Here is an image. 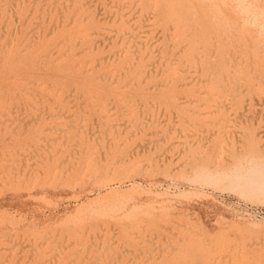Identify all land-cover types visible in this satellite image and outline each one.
<instances>
[{"label":"rangeland","instance_id":"obj_1","mask_svg":"<svg viewBox=\"0 0 264 264\" xmlns=\"http://www.w3.org/2000/svg\"><path fill=\"white\" fill-rule=\"evenodd\" d=\"M180 1L0 0V264H264V0Z\"/></svg>","mask_w":264,"mask_h":264},{"label":"bare ground","instance_id":"obj_2","mask_svg":"<svg viewBox=\"0 0 264 264\" xmlns=\"http://www.w3.org/2000/svg\"><path fill=\"white\" fill-rule=\"evenodd\" d=\"M139 1H140V0H139ZM155 1H157V0H154V3H155ZM179 1H180V0H179ZM203 1H204V0H203ZM218 1H219V0H218ZM228 1H229V0H228ZM262 1H263V0H262ZM114 2H115V1H114ZM123 2H124V1H123ZM144 2H145V1H144ZM180 2H182V1H180ZM191 2H193V0H192ZM222 2H224V1H222ZM226 2H227V1H226ZM237 2H238V1H237ZM244 2H245V1H244ZM251 2H253V1H251ZM255 2H256V1H255ZM259 2H260V1H259ZM259 2H257V3H259ZM263 2H264V1H263ZM159 3H160V2H159ZM171 3H173V2H171ZM184 3H185V2H183L182 6L184 5ZM186 3H187V2H186ZM186 3H185V4H186ZM245 3H246V2H245ZM86 4H87V3H86ZM191 4H192V3H191ZM210 4H211V2H210ZM212 4H213V3H212ZM239 4H241V3L239 2L238 5H239ZM254 4H255V3H253V5H254ZM259 4H260V3H259ZM263 4H264V3H263ZM80 5H81V4H80ZM80 5H79V6H80ZM152 5H153V4H152ZM158 5H159V4H158ZM172 5H173V4H172ZM238 5H237V6H238ZM115 6H116V5H115ZM153 6H155V5H153ZM161 6H162V5H161ZM169 6H170V5H169ZM178 6H180L179 3H178ZM185 6H186V5H184L183 7H185ZM191 6H193V5H191ZM221 6H222V5H221ZM242 6H244V5H242ZM246 6H248V5H246ZM255 6H256V5H255ZM255 6H254V7H255ZM259 6H261V5H259ZM263 6H264V5H263ZM263 6H262V7H263ZM76 7H77V5L75 6V10H76ZM83 7H84V6H83ZM150 7H151V6H148V8H150ZM254 7H253V8H254ZM257 7H258V5H257ZM257 7H256V9H257ZM80 8L82 9L81 6H80ZM157 8H158V7H157ZM161 8H162V7H161ZM161 8H160V9H161ZM166 8H167V5H166ZM166 8H164V11L166 10ZM186 8H187V7H185V9H186ZM213 8H214V7H213ZM218 8H220V7H218ZM258 8H259V7H258ZM263 8H264V7H263ZM77 9H78V7H77ZM162 9H163V8H162ZM162 9H161V10H162ZM234 9H236V8H234ZM239 9H240V8H239ZM242 9H243V8H242ZM242 9H241V12H242ZM250 9H252V8H250ZM260 9H261V7L259 8V10H260ZM151 10H152V8H151ZM171 10H172V8H171ZM171 10H170V12H172ZM173 10H174V8H173ZM217 10H218V9H217ZM254 10H255V8L253 9V11H254ZM257 10H258V9H257ZM259 10H258V11H259ZM78 11H79V10H78ZM120 11H121V10H120ZM158 11H160V10H158ZM180 11H181V9L179 10V12H180ZM186 11H189V10L187 9ZM194 11H195V13H196V11H197V10L195 9V6H194ZM218 11H219V10H218ZM221 11H222V10H221ZM247 11H248V10H247ZM250 11H251V10H250ZM250 11H249V12H250ZM253 11H252V12H253ZM255 11H256V10H255ZM255 11H254V12H255ZM258 11H257V12H258ZM262 11H263V10H262ZM160 12H161V11H160ZM216 12H217V11H216ZM252 12H250V13L252 14ZM78 13H79V12H78ZM78 13H77V14H78ZM158 13H159V12H158ZM165 13H166V12H165ZM175 13H176V12H175ZM185 13H186V12H185ZM217 13H218V12H217ZM221 13H222V12H221ZM238 13H239V12H238ZM250 13H249V14H250ZM258 13H259V12H258ZM260 13H261V12H260ZM260 13H259V14H260ZM159 14H160V13H159ZM162 14H163V13H162ZM222 14H223V13H222ZM245 14H246V12H245ZM253 14H254V13H253ZM259 14H256V15H259ZM263 14H264V12H263ZM120 15H121V14H120ZM163 15H164V14H163ZM192 15H193V14H192ZM194 15H196V14H194ZM198 15H199V14H198ZM231 15H232V14H231ZM243 15H244V14H243ZM247 15H248V14H247ZM247 15H246V16H247ZM254 15H255V14H254ZM256 15H255V17H256ZM261 15H262V13H261ZM82 16H83V15H82ZM112 16H113V15H112ZM159 16H160V15H159ZM216 16H217V15H216ZM250 16H251V17H254L253 15H249L248 18H249ZM175 17H176V16H175ZM217 17H219V16H217ZM217 17H216V18H217ZM220 17H221V16H220ZM260 17H261V16H260ZM72 18H73V17H72ZM158 18H159V17H158ZM205 18H206V17H205ZM224 18H225V17H224ZM257 18H259V17H257ZM165 19H167V18H165ZM225 19H226V18H225ZM244 19H245V18H244ZM246 19H247V18H246ZM253 19H255V18H253ZM262 19H263V18H261V20H262ZM139 20H140V19H139ZM161 20H162V19H161ZM191 20L193 21V19H191ZM218 20H219V19H218ZM241 20H242V19H241ZM249 20H250V19H249ZM249 20H248V21H249ZM251 20H252V19H251ZM156 21H157V19H156ZM164 21H165V20H164ZM166 21H167V20H166ZM166 21H165V22H166ZM169 21H170V19H169ZM177 21H178V20H177ZM188 21H189V20H188ZM207 21H208V19H207ZM221 21H222V20H221ZM253 21H254V20H253ZM253 21H252V23H253ZM117 22H118V21H117ZM129 22H130V21H129ZM129 22H128V23H129ZM159 22H160V21H159ZM194 22H195V21H194ZM201 22H202V21H201ZM223 22H226V21H223ZM227 22H228V21H227ZM246 22H247V21H246ZM250 22H251V21H250ZM262 22H263V21H262ZM124 23H125V22H124ZM154 23H155V22H154ZM168 23H169V22H168ZM220 23H221V22H220ZM229 23H230V21H229ZM232 23H234V22H232ZM244 23H245V21H244ZM142 24H143V23H142ZM178 24H179V22H178ZM205 24H206V23H205ZM217 24H219V23H217ZM247 24H248V23H247ZM250 24H251V23H250ZM257 24H258V23H257ZM261 24H262V23H261ZM261 24H260V25H261ZM153 25H154V24H153ZM182 25H183V24H182ZM182 25H181V26H182ZM184 25H185V24H184ZM191 25H192V24H191ZM203 25H204V23H203ZM203 25L201 24V26H203ZM206 25H207V24H206ZM245 25H246V24H245ZM252 25H253V24H252ZM170 26H171V25H170ZM181 26H180V27H181ZM197 26H198V25H197ZM219 26H220V25H219ZM223 26H224V24H223ZM248 26H249V24H248ZM123 27H124V26H123ZM172 27H173V26H172ZM172 27H171V28H172ZM189 27H190V26H189ZM191 27H192V26H191ZM203 27H204V26H203ZM203 27H202V28H203ZM224 27L226 28V26H224ZM250 27H251V25H250ZM250 27H249V28H250ZM253 27H254V26H253ZM253 27H252V28H253ZM158 28H159V27H158ZM239 28H240V27H239ZM239 28H238V31H240ZM255 28H257V27H254V29H255ZM258 28H259V27H258ZM82 29L84 30V28H82ZM85 29H86V28H85ZM87 29H89V28L87 27ZM135 29H136V28H135ZM180 29H181V28H180ZM180 29H179V30H180ZM193 29H194V28H193ZM218 29H219V28H218ZM226 29H227V28H226ZM230 29H231V28H230ZM241 29H246V28L242 27ZM259 29H260V28H259ZM89 30H90V29H89ZM247 30H248V29H247ZM247 30H246V33L248 34L249 32H247ZM249 30H250V29H249ZM255 30H257V29H255ZM81 31H82V30H81ZM114 31H115V30H114ZM164 31H165V30H164ZM223 31H224V30H223ZM167 32H168V31H167ZM183 32H184V31H183ZM188 32H189V31H188ZM188 32H187V35H189ZM226 32H228V31H226ZM243 32H244V30H243ZM255 32H256V31H255ZM259 32H260V31H259ZM120 33H121V32H120ZM159 33H160V32H159ZM178 33H179V32H178ZM193 33H194V32H193ZM195 33H196V32H195ZM197 33H198V32H197ZM199 33H200V32H199ZM203 33H204V32H203ZM213 33H214V32H213ZM213 33H212V36L215 34V33H214V34H213ZM216 33H217V32H216ZM223 33H224V32H223ZM116 34H117V33H116ZM116 34H115V35H116ZM128 34H129V33H128ZM128 34H127V35H128ZM179 34H180V33H179ZM204 34H205L206 37H211V36H207L206 33H204ZM209 34H210V33H209ZM224 34H226V33H224ZM240 34H241V33H240ZM249 34H250V33H249ZM259 34H260V33H259ZM175 35H176V34H175ZM227 35H228V34H227ZM132 36H133V35H132ZM132 36H130V37H132ZM138 36H139V35H138ZM138 36H137V37H138ZM152 36H153V35H152ZM176 36H177V35H176ZM205 36H204L203 38H205ZM250 36H251V35H250ZM253 36H254V34H253ZM259 36H260V35H259ZM68 37H69V36H68ZM68 37H67V38H68ZM122 37H123V36H122ZM137 37H135V38H137ZM184 37H185V35H184ZM187 37H188V36H187ZM189 37H190V36H189ZM196 37H198V34H196ZM234 37H235V36H234ZM236 37H237V36H236ZM248 37H249V36H248ZM261 37H262V36H261ZM69 38H70V37H69ZM198 38H199V37H198ZM200 38H201V37H200ZM211 38H212V37H211ZM214 38H215V37H214ZM214 38H213V39H214ZM246 38H247V37H246ZM255 38H257V37H255ZM64 39H65V38H64ZM151 39H152V38H151ZM161 39H162V37H161ZM173 39H174V38H173ZM209 39H210V38H209ZM228 39H230V38L228 37ZM259 39H260V38H259ZM259 39H258V41H260ZM68 40H69V39H68ZM185 40H186V39H185ZM201 40H202V39H201ZM203 40H204V39H203ZM231 40H232V39H231ZM231 40H229V41H231ZM234 40H235V39H234ZM237 40H238V39H237ZM237 40H235V41H236V42H239V41H240V40H238V41H237ZM250 40H251V41H252V40L254 41L255 39L250 38ZM256 40H257V39H256ZM262 40H263V39H262ZM262 40H261V42H262ZM62 41H63V40H62ZM62 41H61V42H62ZM150 41H151V40H150ZM176 41H177V40H176ZM187 41H188V40H187ZM187 41H186V42H187ZM193 41H194V39H193ZM193 41H192V43H193ZM196 41H197V40H196ZM214 41H217V40H214ZM235 41H234L233 44H235ZM246 41H247V39H246ZM253 41H252V42H253ZM156 42H157V41H156ZM172 42H173V41H172ZM199 42H200V41H199ZM199 42H198V43H199ZM241 42H242V41H241ZM261 42H260V43H261ZM57 43H58V42H57ZM59 43H60V42H59ZM170 43H171V42H170ZM202 43H203V42H202ZM202 43H201V44H202ZM205 43H206V42H205ZM207 43H208V42H207ZM212 43H213V42H212ZM219 43H220V42H219ZM231 43H232V42H231ZM244 43H245V42H244ZM254 43H255V42H254ZM256 43H257V41H256ZM260 43H258V44H260ZM188 44H189V43H188ZM190 44H191V42H190ZM201 44H200V45H201ZM213 44H214V43H213ZM217 44H218V43H217ZM224 44H225V43H224ZM239 44H240V43H239ZM247 44H248V43H247ZM247 44H246V47H247ZM250 44H252V43H250ZM58 45H59V44H58ZM58 45L56 44V46H58ZM166 45H167V44H166ZM168 45H169V44H168ZM214 45H215V44H214ZM221 45H222V44H221ZM221 45H220V47H221ZM237 45H238V44H237ZM237 45H235V46H237ZM244 45H245V44H244ZM248 45H249V44H248ZM254 45H255V44H254ZM254 45H253V47H254ZM151 46H152V45H151ZM185 46H187V44H186ZM202 46H203V45H202ZM205 46H206V45H205ZM205 46H204V47H205ZM209 46H211V45H209ZM232 46H233V45H232ZM232 46H231V47H232ZM238 46H239V45H238ZM258 46H260V45H258ZM258 46H255V47L258 48ZM126 47H127V46H126ZM163 47H164V46H163ZM182 47H183V46H182ZM188 47H189V46H188ZM196 47H197V46H196ZM214 47H215V46H214ZM231 47H230V48H231ZM240 47H242V46H240ZM244 47H245V46H244ZM253 47L250 46V47H247V49H248V48H253ZM261 47H262V46H261ZM263 47H264V46H263ZM165 48H166V47H165ZM185 48H186V47H185ZM206 48H207V46H206ZM216 48H218V47H216ZM226 48L228 49V47H226ZM226 48H225V50H226ZM236 48H237V47H236ZM256 48H254V49H256ZM57 49H58V48H57ZM123 49H125V48L123 47ZM197 49H200V47L197 48ZM201 49H202V48H201ZM201 49H200V50H201ZM210 49H211V48H210ZM240 49H241V48H240ZM52 50H53V49H52ZM58 50H59V49H58ZM193 50H194V49H193ZM200 50H199V51H200ZM208 50H209V48H208ZM208 50H207V51H208ZM216 50H217V49H216ZM237 50H238V49H237ZM242 50H245V49L242 48L241 51H242ZM249 50H251V49H248V51H249ZM258 50H260V48H258ZM44 51H45V50H44ZM151 51H152V50H151ZM151 51H150V52H151ZM159 51H160V50H159ZM180 51H181V50H180ZM187 51H188V50H187ZM197 51H198V50H197ZM202 51H203V50H202ZM202 51H200V52H202ZM205 51H206V50H205ZM221 51H222V50H221ZM228 51H231V49H230V50L228 49ZM239 51H240V50H239ZM239 51H237V55H241V54H240L241 51H240V53H238ZM251 51L253 52V49H252ZM262 51H263V50H261V52H262ZM49 52H50V51H49ZM155 52H158V51H155ZM181 52H183V51H181ZM226 52H227V51H226ZM258 52H259V51H258ZM43 53H44V52H43ZM45 53H46V52H45ZM66 53H67V52H66ZM75 53H76V52H75ZM136 53H137V52H136ZM177 53H178V52H177ZM179 53H180V52H179ZM179 53H178V54H179ZM194 53H196V52H194ZM197 53H198V52H197ZM212 53H213V52H212ZM223 53H224V52H223ZM230 53H231V52H230ZM246 53H247V52H246ZM250 53H251V52H250ZM55 54H56V53H55ZM62 54H63V53H62ZM62 54H59V56L62 55ZM73 54H74V53H73ZM73 54H72V55H73ZM76 54H77V53H76ZM78 54H79V53H78ZM170 54H171V53H170ZM209 54H211V52H210ZM219 54H220V53H219ZM242 54L245 56L244 52H243ZM252 54H254V52H253ZM263 54H264V53H261V55H263ZM46 55H47V54H46ZM50 55H51V54H50ZM52 55H54V54H52ZM64 55H65V54H63L62 57H64ZM149 55H150V54H149ZM149 55H148V56H149ZM172 55H174V54H172ZM194 55H195V54H194ZM203 55H204V54H203ZM212 55H214V53H213ZM215 55H216V54H215ZM231 55H232V53H231ZM243 55H242V56H243ZM254 55H255V54H254ZM41 56H43V55L41 54ZM47 56H48V55H47ZM73 56H74V55H73ZM177 56H178V55H177ZM184 56H185V55H184ZM187 56H188V55H187ZM191 56H192V54H191ZM196 56H197V55H196ZM228 56H229V53H228ZM234 56H235V57H238V56H236V55H234ZM263 56H264V55H263ZM74 57H75V56H74ZM166 57H167V56H166ZM170 57H171V56H170ZM181 57H183V56H181ZM181 57H180V58H181ZM200 57H201V56H200ZM200 57H198V58H200ZM203 57H204V56H203ZM203 57H202V58H203ZM212 57H213V56H212ZM214 57H215V56H214ZM218 57H219V56H218ZM220 57L223 58L221 55H220ZM220 57H219V61L221 60ZM230 57H232V56H230ZM239 57H240V56H239ZM249 57H251V56H249ZM253 57H254V56H253ZM257 57H258V59H260V58H259V57H260L259 55H257L256 58H257ZM45 58H46V57H45ZM55 58H56V57H55ZM55 58H54V59H55ZM161 58H162V57H161ZM161 58H160V59H161ZM167 58H168V57H167ZM167 58H166V59H167ZM185 58H186V57H185ZM198 58H197V59H198ZM202 58H201V59H202ZM209 58H210V57H209ZM228 58H229V57H228ZM23 59H24V58H23ZM130 59L133 61V57L130 58ZM205 59L207 60V58H205ZM211 59H212V58H211ZM211 59H209V60H211ZM213 59H214V58H213ZM213 59H212V60H213ZM231 59H232V58H231ZM253 59H254V58H253ZM253 59H252V60H253ZM170 60H171V59H170ZM172 60H173V59H172ZM175 60H176V58H175ZM182 60H183V59H182ZM186 60H187V58H186ZM203 60H204V58H203ZM203 60H202V61H203ZM209 60H208V63H209ZM239 60H240V59H239ZM243 60H245V57H244ZM243 60L241 59L240 61H243ZM246 60H247V59H246ZM252 60H251V63H253ZM52 61H53V60H52ZM56 61H57V60H56ZM56 61H55V62H56ZM132 61H131V62H132ZM158 61H159V60H158ZM180 61H181V60H180ZM188 61H189V60H188ZM192 61H193V60H192ZM195 61H196V60H195ZM213 61H214V60H213ZM215 61H216V60H215ZM217 61H218V59H217ZM227 61H228V63L231 62V60H227ZM229 61H230V62H229ZM235 61H236V60H235ZM237 61H238V60H237ZM249 61H250V59L248 60V62H249ZM261 61H263V60H260V62H261ZM55 62H53V63H55ZM166 62H167V61H166ZM196 62H197V61H196ZM204 62H205V60H204ZM223 62H226V61H223ZM244 62H245V61H244ZM254 62H255V60H254ZM155 63H156V62H155ZM173 63H174V62H173ZM176 63H177V62H176ZM191 63H192V62H191ZM215 63H216V62H215ZM239 63H240V62H239ZM245 63H246V62H245ZM177 64H178V63H177ZM184 64H185V62H184ZM206 64H207V63H206ZM217 64H218V62H217ZM219 64H221V62H220ZM224 64H225V63H224ZM231 64H232V62H231L230 64H226L227 66L225 67V69H226V68L228 69V66H230ZM236 64H237V63H236ZM242 64H243V62H242ZM255 64H256V63H255ZM255 64L253 63V65H255ZM72 65H73V64H71V66H72ZM163 65H164V61H163ZM181 65H182V64H181ZM181 65H180V66H181ZM185 65H186V64H185ZM233 65H235V64H233ZM263 65H264V63H263ZM188 66H189V65H188ZM190 66H191V65H190ZM192 66H193V64H192ZM192 66H191V68H192ZM204 66H205V65H204ZM212 66H213V65H212ZM218 66H219V65H218ZM221 66L224 67V65H221ZM237 66H238V65H237ZM247 66H248V65H247ZM251 66H252V65H251ZM255 66H257V65H255ZM185 67H186V66H185ZM208 67H210V66H208ZM244 67H246V66H244ZM257 67H258V66H257ZM259 67H262V66L259 65ZM259 67H258V68H259ZM171 68H173V67H171ZM203 68H205V67H203ZM211 68H212V67H211ZM217 68H218V67H217ZM229 68H230V67H229ZM234 68L236 69V67H234ZM240 68H241V66H240ZM242 68H243V67H242ZM246 68H247V67H246ZM258 68L256 69V67H255V69L257 70V72L261 71V70L258 71ZM169 69H170V68H169ZM175 69H177V68H175ZM187 69H188V68H187ZM215 69H216V67H215ZM218 69H219V68H218ZM225 69L223 68L222 70H225ZM231 69H232V68H231ZM261 69H262V71H264V68H263V67H262ZM171 70H172V69H171ZM179 70H180V69H179ZM181 70H182V69H181ZM206 70H207V72L209 73L208 70H210V69H207V66H206ZM211 70H212V69H211ZM216 70H217V69H216ZM222 70H221V72H222ZM232 70H234V69H232ZM232 70H230V71L232 72ZM247 70H248V69H247ZM247 70H246V71H247ZM140 71H141V70H140ZM217 71H218V70H217ZM219 71H220V70H219ZM219 71H218V72H219ZM225 71H226V70H225ZM225 71H224L223 74H224V75H226V74L228 75L229 73H228V72L225 73ZM228 71H229V69H228ZM230 71H229V72H230ZM234 71H235V70H234ZM242 71L245 72L244 69H242ZM242 71H241V72H242ZM85 72H86V71H85ZM145 72H146V71H145ZM145 72H143V73H145ZM148 72H149V71H148ZM174 72H175V71H174ZM186 72H188V71L186 70ZM210 72H211V71H210ZM213 72H214V71H213ZM221 72H220V73H221ZM235 72H236V71H235ZM247 72H248V71H247ZM247 72H246V73H247ZM249 72H250V68H249ZM143 73H142V74H143ZM180 73H181V71L179 72V74H180ZM194 73H195V72H194ZM204 73H205V72H204ZM232 73H233V72H232ZM183 74H184V71H183ZM188 74H189V73H188ZM201 74H202V73H201ZM209 74H210V73H209ZM211 74H212V73H211ZM215 74H216V73H215ZM221 74H222V73H221ZM221 74H220V75H221ZM239 74H240V72L238 73V75H236V74H235V75H236V76H239ZM248 74H249V77L252 76V75L250 76L251 73H248ZM252 74H253V70H252ZM172 75H173V77H174L175 73L172 74ZM212 75H213V74H212ZM217 75H218V73H217ZM224 75H223V78H222V76H220V78H222V79H224V77L226 78V76H224ZM241 75H242V74H241ZM241 75H240V76H241ZM260 75H261V74H260ZM175 76H176V75H175ZM184 76H185V75H184ZM190 76H191V75H190ZM201 76H202V75H201ZM206 76H207V75H206ZM206 76H205V77H206ZM208 76H209V75H208ZM208 76H207V77H208ZM214 76L217 77L216 75H214ZM214 76H213V77H214ZM232 76H233V74H232ZM246 76H247V74H246ZM253 76H254V75H253ZM255 76H256V73H255ZM255 76H254V77H255ZM178 77L181 78V76H178ZM203 77H204V75H203ZM205 77H204V78H205ZM207 77H206V79H207ZM215 77H214V78H215ZM228 77H229V76H228ZM249 77H248V78H249ZM254 77H253V78H254ZM258 77H260V76H258ZM174 78H175V77H174ZM180 78H179V79H180ZM191 78H192V77H191ZM191 78H190V80H191ZM198 78H199V77H198ZM204 78H203V79H204ZM211 78H212V77H211ZM211 78H210V79H211ZM218 78H219V76H218ZM232 78H234V77H232ZM232 78H231V79H232ZM242 78H244V77H242ZM256 78H257V77H256ZM210 79H209V80H210ZM226 79H227V78H226ZM244 79H245V78H244ZM251 79H252V77H251ZM251 79H250V80H251ZM258 79H259V78H258ZM172 80H173V79H172ZM177 80H178V79H177ZM183 80H184V79H183ZM185 80H186V79H185ZM212 80L214 81V79H212ZM216 80H218V79L215 78V81H216ZM219 80H220L219 82H221V79H219ZM224 80H225V79H224ZM240 80H241V79L239 78V82H240L239 85H241L240 87H242V85L244 84V82H243V84H241L243 79H242L241 81H240ZM245 80H246V79H245ZM245 80H244V81H245ZM252 80H253V79H252ZM252 80H251V82H254L255 78H254L253 81H252ZM259 80H260V79H259ZM222 81H223V80H222ZM229 81H230V79H229ZM235 81L238 82V79H237V80L235 79ZM257 81H258V80H257ZM260 81H261V80H260ZM262 81H263V83H264V79H263ZM205 82H206V81H205ZM224 82H225V81H224ZM232 82H233V81H232ZM232 82H229L228 85H230ZM189 83H190V82H189ZM189 83H187V84L189 85ZM200 83H201V81H200ZM217 83H218V81H217ZM256 83H257V82H256ZM174 84H175V82H174ZM178 84H179V83H178ZM190 84H191V83H190ZM222 84H225V83H222ZM233 84H234V83H233ZM233 84H231L230 86H232ZM237 84H238V83H237ZM162 85H164V84H162ZM167 85H168V84H167ZM216 85H217V84H216ZM216 85H215V87H216ZM225 85H226V84H225ZM254 85H255V84H252V86H254ZM172 86H174V85H172ZM181 86H182V84H181ZM181 86H180V87H181ZM184 86H185V85H184ZM184 86H183V87H184ZM222 86H223V85H222ZM170 87H171V86H170ZM215 87L213 86V89H214ZM223 87H224V86H223ZM226 87H227V85H226ZM228 88H229V87H228ZM237 88H238V87H237ZM69 89H70V88H69ZM177 89H178V88H177ZM179 89H180V88H179ZM224 89H226V88L224 87ZM224 89H223V90H224ZM229 89H231V88H229ZM214 90L216 91V89H214ZM219 90H220V89H219ZM231 90H234V89L232 88ZM238 90H239V88H238ZM67 91H68V90H67ZM191 91H192V90H191ZM212 91H213V90H212ZM224 91H226V90H224ZM234 91H236V90H234ZM234 91H233V92H234ZM217 92H220V91H218V88H217ZM222 92H223V91H222ZM226 92H227V91H226ZM226 92H225V93H226ZM236 92H237V91H236ZM68 93H69V91H68ZM190 93H191V92H190ZM239 93H240V92H239ZM211 94H213V93H211ZM221 94H222V93H221ZM228 94H229V93H228ZM230 94H231V93H230ZM233 94H234V93H233ZM236 94L238 95V92H237ZM213 95H215V94H213ZM216 95H217V94H216ZM218 95H220V93H219ZM218 95H217V96H218ZM175 96H176V95H175ZM217 96H216V97H217ZM220 96H221V95H220ZM220 96H219V97H220ZM207 97H208V96H207ZM219 97H218V98H219ZM235 97H236V95H235ZM209 98H210V97H209ZM218 98H217L216 100H218ZM231 98H232V97H231ZM231 98H230V99H231ZM214 99H215V97H214ZM204 100H205V99H204ZM210 100H212V98H210ZM220 100H221V99H220ZM220 100H218L219 103H220ZM213 101H215V100H213ZM218 101H217V102H218ZM223 101H224V100H223ZM225 101H226V99H225ZM198 102H200V101H198ZM203 102H204V101H203ZM208 102H209V101H208ZM184 103H185V102H184ZM206 103H207V102H206ZM211 103H212V101H211ZM221 103H222V101H221ZM221 103H220V104H221ZM224 103H225V102H224ZM238 103H239V102H238ZM217 104H218V103H217ZM217 104H216V105H217ZM242 104H243V103H242ZM205 105H206V104H205ZM212 105H213V104H212ZM218 105H219V104H218ZM221 105H222V104H221ZM200 106H201V104H200ZM202 106H204V105H202ZM223 106H224V105H223ZM243 106H244V105H243ZM207 107H211L210 103H209V106H207ZM216 107H218V106H216ZM220 107H222V106H220ZM241 107H242V105H241ZM244 107H245V106H244Z\"/></svg>","mask_w":264,"mask_h":264}]
</instances>
